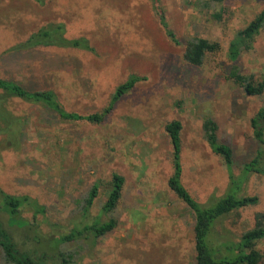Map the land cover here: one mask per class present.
Masks as SVG:
<instances>
[{
  "label": "rangeland",
  "instance_id": "1",
  "mask_svg": "<svg viewBox=\"0 0 264 264\" xmlns=\"http://www.w3.org/2000/svg\"><path fill=\"white\" fill-rule=\"evenodd\" d=\"M205 1L160 0L176 43L153 0H0V77L14 78L29 90L52 89L65 108L80 113L102 111L131 75L145 77L100 123L64 121L17 97L0 103L13 116L10 133H0V188L29 195L47 208L36 218L31 208H23L19 217L31 226L10 228L21 247L34 245V232L43 239L58 237L97 217H114L117 226L110 233L84 234L62 248L73 250L78 264H195V217L168 185L173 146L165 124L182 123L181 180L205 204L228 192L230 178L203 137L202 121L216 120L239 174L258 147L250 119L264 107V93L248 95L228 78L233 62L226 51L264 0H224L211 7ZM50 23H62L67 41L85 39L95 51L83 49L84 40L78 48L30 45V35ZM197 36L222 48L192 65L184 48ZM237 63L264 80V29ZM16 131L18 141L12 140ZM7 140L15 146H6ZM115 172L125 178L122 197L114 211L101 214ZM245 183L241 193L257 195L259 202L219 221L218 237L237 241L254 226L255 213L264 212V175L253 174ZM94 184L98 196L84 216L81 203ZM257 248L264 264V239ZM0 264H7L1 256Z\"/></svg>",
  "mask_w": 264,
  "mask_h": 264
},
{
  "label": "trees",
  "instance_id": "2",
  "mask_svg": "<svg viewBox=\"0 0 264 264\" xmlns=\"http://www.w3.org/2000/svg\"><path fill=\"white\" fill-rule=\"evenodd\" d=\"M224 0H206V7L213 4H220ZM156 4L160 21L168 36L176 43H179L174 31L169 27L164 12L160 9V0H153ZM216 18H221V13L214 14ZM64 27L61 24L50 23L39 28L28 38L33 46L42 45H62L64 47L78 48L80 43L85 41L83 49L94 52L95 49L85 39H73L67 41L63 36ZM264 29V6L262 10L242 29L238 30L229 42L227 57L233 62L228 67V78L233 83L242 87L248 95H261L264 93V80L257 81L252 74L244 73L237 63L243 52L249 51L254 46V42L261 30ZM61 37L57 39L58 34ZM222 48L221 43L212 41L205 37H192L184 48V58L192 65H201L206 56L210 53L218 52ZM145 79L141 75H131L126 81L121 83L113 93L110 104L102 111L93 113H80L70 111L58 100L57 94L52 89L29 90L22 82L11 78L0 77V103L6 98L17 97L26 100L34 105H41L49 109L64 121H85L90 123H100L112 110L114 104L125 94L130 92L138 82ZM13 116H9V110L5 105H0V133H10ZM203 137L209 144L213 153L221 157L228 169L230 187L224 195L210 199L205 204H201L184 186L181 180V131L180 120H171L165 124L173 146V173L169 177L168 185L170 189L179 197L193 212L194 241H195V264H260L263 259L262 252L257 248L258 242L264 239V212L255 213V224L252 228L244 231L240 238L235 241L221 234H216V225L226 216L237 213L240 209L256 205L259 202L257 195L242 194L244 183L253 174L264 175V107H261L250 119L253 128L254 141L258 144L255 155L245 162L239 174L234 173L235 155L232 147L222 142L218 136V124L213 117H206L202 121ZM19 135L12 140H19ZM5 141L6 146H15L13 141ZM243 180H245L243 182ZM125 178L119 173H113L108 197L101 209V214L109 213L116 209L122 197ZM245 183V184H246ZM99 186L94 184L81 203L84 216H86L98 196ZM24 207L33 210V217L38 214H45L47 208L40 204L37 199L29 195H14L0 188V256L7 264H78L76 253L70 249H63L61 245L72 242L84 234L92 235L94 238L102 237L117 226L114 217L102 221L97 217L92 223L85 225L82 229L71 230L67 234L58 237L42 238L34 232L32 247L23 248L14 238L10 231L11 227H28L31 223L21 219L19 216ZM6 216V217H5ZM61 246V247H59Z\"/></svg>",
  "mask_w": 264,
  "mask_h": 264
}]
</instances>
